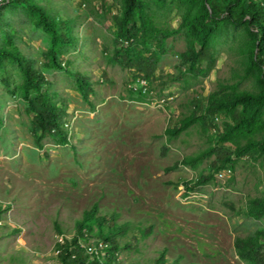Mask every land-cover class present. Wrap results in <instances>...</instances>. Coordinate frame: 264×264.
Here are the masks:
<instances>
[{"label": "rangeland", "instance_id": "obj_1", "mask_svg": "<svg viewBox=\"0 0 264 264\" xmlns=\"http://www.w3.org/2000/svg\"><path fill=\"white\" fill-rule=\"evenodd\" d=\"M61 20H71L74 43L60 60L65 69L44 66L52 42L25 3L0 10V45L9 35L16 47L48 78L45 91L66 107L68 143L58 136L36 144L33 115L22 94L23 72L10 58L0 63V264H58V227L69 232L86 212L115 216L126 235L115 264H248L235 249L237 236L264 230V217L243 214L248 199L264 196V157L237 159L235 170L214 172L216 156L197 167L179 164L210 145L229 118L198 122L179 137L166 129L195 106H207L220 88L256 92L247 70L243 26L229 27L214 40L212 62L198 71L182 59L188 37L180 0H146L161 32L165 52L151 78L111 63L121 46L116 17L125 0H35ZM157 40L137 50H156ZM74 73L89 80L84 89ZM146 80V83L139 81ZM135 90L136 92H133ZM140 90L143 100L137 97ZM214 177L195 185L202 177ZM59 225V226H58ZM121 226V225H120ZM144 232H150L144 236ZM96 238L87 242L97 247ZM261 248L264 251V238Z\"/></svg>", "mask_w": 264, "mask_h": 264}, {"label": "trees", "instance_id": "obj_2", "mask_svg": "<svg viewBox=\"0 0 264 264\" xmlns=\"http://www.w3.org/2000/svg\"><path fill=\"white\" fill-rule=\"evenodd\" d=\"M183 9L182 27L188 37V49L182 55L183 62L190 70L198 71L199 64L214 60L213 44L216 35L229 27L243 26L247 40L243 52L247 58V70L254 73L258 91L220 88L210 94L207 106H195L189 114L180 118L166 129L169 139L179 137L183 132L199 121L210 124L219 115H224V127L211 138L210 145L194 154L186 156L171 168L179 164L197 167L206 158L215 155L212 163L214 172L235 170L237 159L248 156L253 160L264 157V0H180ZM25 3L37 15L38 21L51 34L52 42L46 54L44 66L47 69H65L60 56L66 45L74 43L71 20H61L46 7L35 0H4L0 10L6 4ZM146 0H125L122 15L116 17L117 39L120 48L109 56L111 63H119L133 70L137 75L151 78L158 68L165 52L164 34L153 23L147 13ZM157 40V49L137 50L136 44L149 39ZM7 45H0V63L10 58L19 65L24 76L22 94L33 115L31 132L36 144L48 136H58L60 141L68 143V131L63 118L66 107L55 99L56 95L44 90L48 84L45 72L36 67L34 61L24 55L7 36ZM79 79L82 91L90 88L89 80L80 73H74ZM133 92H136L133 90ZM145 95L140 90L137 97ZM214 177L213 174L202 177L195 185L204 184ZM5 208L0 206V214ZM243 214L250 218L264 217V196L250 197ZM121 225V226H120ZM59 226V225H58ZM123 224L116 222L115 216L99 215L97 209L86 212L78 220L76 228L68 231L62 226L58 231L62 237L56 245L58 264H115L119 260L122 244L120 237L126 235ZM150 232H144L147 236ZM96 238L97 247L87 245L88 240ZM264 230H258L247 236H237L235 249L238 257L248 264H264V251L261 248ZM157 264H167L165 254H161ZM181 264V263H176Z\"/></svg>", "mask_w": 264, "mask_h": 264}, {"label": "built area", "instance_id": "obj_3", "mask_svg": "<svg viewBox=\"0 0 264 264\" xmlns=\"http://www.w3.org/2000/svg\"><path fill=\"white\" fill-rule=\"evenodd\" d=\"M4 0H0V3L3 2ZM139 81L143 82L144 84L146 83V80H141L139 79Z\"/></svg>", "mask_w": 264, "mask_h": 264}]
</instances>
